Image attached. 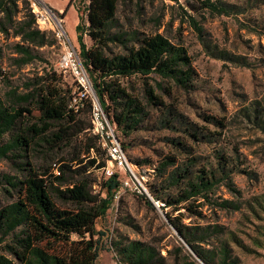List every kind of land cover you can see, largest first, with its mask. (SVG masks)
<instances>
[{
	"label": "rangeland",
	"instance_id": "1",
	"mask_svg": "<svg viewBox=\"0 0 264 264\" xmlns=\"http://www.w3.org/2000/svg\"><path fill=\"white\" fill-rule=\"evenodd\" d=\"M204 1L122 0L119 5L114 34L135 35L138 40L162 36L188 53L193 75L190 88L158 75L114 79L143 104L147 114L139 130L129 137L117 130L139 182L123 188L125 176L120 175L121 185L110 195L104 187L108 179L99 168L107 155L93 133L92 110L84 105V100L92 98L82 97L75 80L59 69L63 47L58 41L54 46L37 47L24 42L21 35V28L35 16V3L60 17L67 12L65 29L80 54L77 10L86 24L89 1L10 3L12 21L0 34V98L5 107L29 108L33 113L25 114L22 123L41 126L36 99L29 105L18 98L56 88L66 95L71 92L70 107L75 113L80 110L76 123L70 126L76 131L90 129L76 132L71 141L55 148L36 139L30 153L0 158V210L20 196V188H14L5 177L24 182L33 167L48 172L46 178L55 188L85 184L99 204L107 200L108 209L95 225L94 240L99 245L95 264H125L114 244L130 242L153 249L156 259L151 264H205L172 222L181 228H209L205 241L196 242L199 251L219 256L226 252L230 264H264V0H222L229 14L212 13ZM55 39L47 32L49 43ZM85 42L88 47L93 45L89 37L85 36ZM135 44L137 41L130 45ZM18 46L29 48L34 60L24 64ZM109 46L110 56L124 52L121 43ZM149 89L158 101H148ZM9 140L7 136L3 143ZM199 175H207L215 188L166 207L167 202L180 199L187 182ZM178 176L184 179L174 185L172 178ZM55 202L62 210L79 211L75 203L57 197ZM13 239L14 235H0V257L14 261L8 248ZM82 240L72 236L73 242ZM46 245L58 255L69 251L52 240Z\"/></svg>",
	"mask_w": 264,
	"mask_h": 264
},
{
	"label": "trees",
	"instance_id": "2",
	"mask_svg": "<svg viewBox=\"0 0 264 264\" xmlns=\"http://www.w3.org/2000/svg\"><path fill=\"white\" fill-rule=\"evenodd\" d=\"M13 1L0 0V34L6 31L7 22L12 21L14 13L10 3H15ZM88 1L86 24L77 10L79 24L76 32L80 56L89 75L93 78V88L108 118L117 130L121 131L125 137H129L143 124L147 114L146 108L114 79H127L134 76L147 79L151 75H158L190 88L193 75L190 58L183 48L174 47L160 35L138 40L135 35L114 34L113 29L117 27V15L122 0ZM203 5L212 13H230L222 0H205ZM70 6H74L72 2ZM66 14L67 12L61 16L65 18ZM196 27L201 32L197 24ZM21 31L23 41L31 45L44 47L54 46L57 43L56 39L51 43L48 42L47 32L38 29L33 14L31 21L21 28ZM85 36L92 40L91 47L85 43ZM135 41L137 44L131 46L130 44ZM111 43L123 44L124 52L110 56L107 51ZM18 50L25 56L24 64L34 60L29 48L18 46ZM69 93L71 92L66 95L56 88L47 87L40 92L18 98L21 104L29 105L36 99L35 111L39 112L41 126L37 123L31 124L29 121L24 125L22 121L25 114L33 112L24 106L7 108L0 98V158H9L11 154L16 155L22 152L30 153L37 145L36 139H42L47 145L55 148L71 141L76 132L82 133L90 129L83 127L76 131L74 126H70L76 123L80 110L75 113V110L70 107L72 100ZM147 94L149 102L158 101L152 89H149ZM84 105L92 110V100H84ZM55 128H59L58 131H55ZM47 133H51L48 138L45 137ZM7 136H10V140L4 144V138ZM95 137L99 141V138ZM91 149H94V146ZM106 165L107 160L99 168L103 170ZM47 176L48 172H38L31 167L24 182H11L10 177H5V181L14 188H20V196L16 202L0 210V235H14L13 245L8 247L14 261L0 257V264H95L99 258V245L94 240L95 225L108 209L107 200L99 204V200L90 195L88 186L85 184L75 185L65 190L55 188L54 184L47 180ZM57 179L61 180L59 177ZM172 179L175 185L184 177L178 176ZM120 185L116 175L109 179L104 187L110 195ZM215 186L216 183L207 175H199L194 181L187 182V189L180 199L167 202L166 207L169 208L189 201L195 196L209 193ZM56 197L65 202L75 203L79 207L78 213L60 209L55 202ZM155 199L159 200L158 196H155ZM172 224L205 264H230L227 261L226 252H222L223 256H219L213 251L198 250L196 242L205 241L210 233L209 228L188 229L181 228L175 222ZM19 230H22L21 234L15 235ZM74 235L83 240L73 242ZM86 235H90L91 239L87 241ZM198 238L201 240L198 241ZM49 240L62 243L69 247V251L64 255L53 253L52 248L43 246ZM114 245L121 262L125 264H151L156 259L153 249L142 243H115Z\"/></svg>",
	"mask_w": 264,
	"mask_h": 264
},
{
	"label": "built area",
	"instance_id": "3",
	"mask_svg": "<svg viewBox=\"0 0 264 264\" xmlns=\"http://www.w3.org/2000/svg\"><path fill=\"white\" fill-rule=\"evenodd\" d=\"M34 14L37 18L39 30L52 32L56 40L63 47V56L59 62V69L69 74L75 80L82 97L92 98L93 133L99 138L100 145L107 155V165L103 168V173L108 180L116 175L120 179V175H124L125 178L123 180L120 179L122 187L132 188L136 182H139L137 174L133 165L128 160L116 126L110 123V119L97 96L94 95L93 82L76 46L65 29L64 18L47 9H41L37 3L34 4ZM75 101L77 102V100ZM77 105L79 106V103ZM156 205L160 208L162 204L158 201Z\"/></svg>",
	"mask_w": 264,
	"mask_h": 264
},
{
	"label": "crops",
	"instance_id": "4",
	"mask_svg": "<svg viewBox=\"0 0 264 264\" xmlns=\"http://www.w3.org/2000/svg\"><path fill=\"white\" fill-rule=\"evenodd\" d=\"M74 8H75V6H74ZM75 9H76V8H75ZM58 14H59V13H58ZM60 14H61V12H60ZM60 14H59V15H60ZM78 16H79V14H78ZM64 19H65V18H64ZM76 33H77V32H76ZM86 38H88V36H86ZM85 43H86V42H85ZM74 45H75V44H74Z\"/></svg>",
	"mask_w": 264,
	"mask_h": 264
},
{
	"label": "water",
	"instance_id": "5",
	"mask_svg": "<svg viewBox=\"0 0 264 264\" xmlns=\"http://www.w3.org/2000/svg\"><path fill=\"white\" fill-rule=\"evenodd\" d=\"M94 95L96 96V93H95V91H94Z\"/></svg>",
	"mask_w": 264,
	"mask_h": 264
}]
</instances>
